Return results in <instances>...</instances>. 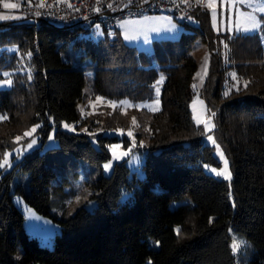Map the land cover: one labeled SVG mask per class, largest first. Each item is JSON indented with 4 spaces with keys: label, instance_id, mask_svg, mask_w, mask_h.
<instances>
[{
    "label": "trees",
    "instance_id": "obj_1",
    "mask_svg": "<svg viewBox=\"0 0 264 264\" xmlns=\"http://www.w3.org/2000/svg\"><path fill=\"white\" fill-rule=\"evenodd\" d=\"M195 14L200 27L182 22L179 38L154 40L151 51L118 28L94 39L93 27L27 15L0 22V80L12 79L0 88V264H264V20L259 31L232 34L215 31L207 4ZM201 37L210 59L202 94L230 180L206 170L222 161L193 118ZM230 71L245 84L226 93ZM96 96L160 98L158 110L137 111L147 128L136 133L143 176L126 159L104 173L109 146L131 140L106 133L121 118L82 131L95 123L80 104ZM37 125L41 145L5 171L17 137ZM52 132L57 145L46 147ZM17 198L60 226L52 247L29 234ZM234 237L244 242L236 252Z\"/></svg>",
    "mask_w": 264,
    "mask_h": 264
},
{
    "label": "rangeland",
    "instance_id": "obj_2",
    "mask_svg": "<svg viewBox=\"0 0 264 264\" xmlns=\"http://www.w3.org/2000/svg\"><path fill=\"white\" fill-rule=\"evenodd\" d=\"M5 3L19 4L24 2L23 0H4ZM256 0H208L207 7L210 11L212 26L216 32H230L234 33H254L259 31L261 28V16L264 13L255 12L259 26L255 29L245 31V29H250V24L244 19L247 14L253 13V7L250 4L255 3ZM212 5L209 7L208 5ZM23 14L18 13L12 8H7L5 10H0V22L8 19H18L23 17ZM115 28H118L124 41L129 45H134L141 50L151 51L153 49L154 40L158 39H177L181 36L182 32L187 30L188 27L180 20L178 16L173 13L168 12H154L143 16L134 18H125L117 22ZM104 34V27L100 24L93 26L90 36L94 39H99ZM205 40L201 37L198 40V45L195 50H193L194 56L197 58L199 65L197 67L194 80L192 82V87L195 91V95L191 101V108L193 111L194 121L200 125L205 131V137L209 144L214 148V153L222 161L220 167L213 165H206V170L219 177L225 179L224 175H216L211 169H215L217 172H224L225 170V157H221V152L223 153L221 147L216 141L214 135V112L210 111L207 102L202 94V89L208 75L209 70V53L205 48ZM8 49L14 51L18 47L15 45L7 47ZM4 48L0 47V52ZM27 66V61H24ZM25 67V68H26ZM26 68V69H27ZM6 74V73H5ZM93 71L89 73L93 76ZM11 81V83H6V81ZM162 80V79H161ZM160 82V81H159ZM12 79L6 77L0 80V88H6L11 86ZM245 82L237 75L235 71H230L227 76V82L225 83V92L230 93L233 90H238L243 86ZM160 86H158V94L160 93ZM161 107L160 98L152 101H140L133 102L130 99L122 100H110L103 96H96L88 99L86 102L80 104V110L83 120H93L94 125H92V130H88V126L82 127V131L99 132L103 130V125L108 123L109 120L115 119V122H119L120 118L124 119L125 124L122 127H117L113 130L106 131L109 135H118L123 138L128 137L131 140V145L129 148L123 146V141L112 143L109 146L112 157L109 161L104 163L103 170L106 175L112 172L114 164L116 162L127 160L133 172L138 173L143 176L142 164L145 160V154L141 153L140 150L136 148L138 131H144L147 128L140 123L137 116L138 110L148 109L150 111L158 110ZM119 111V114L114 111ZM115 113V114H114ZM116 115V116H115ZM135 118V123L133 122ZM67 125V127H66ZM39 125L33 126L26 132L30 135L25 136L20 135L19 140L17 139V146L15 149L10 150L6 153L8 164L2 163V168L6 171L12 168L13 156L15 155L17 160L21 159L26 153L31 152L35 148L41 145L40 136L37 134ZM63 128L69 131H76V126L74 124L64 123ZM35 129V131H32ZM95 129V130H94ZM94 130V131H93ZM17 137V138H18ZM212 137V140L209 139ZM35 140V144L31 147L28 145ZM213 140L215 143H213ZM145 143V140H143ZM143 143V144H144ZM57 145V140L55 139L54 132H52L46 142V147H52ZM5 159V158H4ZM106 164H110L109 168H105ZM227 172L231 174L232 172L229 168L227 162ZM228 179V180H230ZM17 204L20 206L25 214V226L30 235L35 236L39 239L41 244L45 246L52 247L55 242L56 235L60 233V226L53 222L50 218L39 214L31 205L26 203L22 198L16 199Z\"/></svg>",
    "mask_w": 264,
    "mask_h": 264
},
{
    "label": "built area",
    "instance_id": "obj_3",
    "mask_svg": "<svg viewBox=\"0 0 264 264\" xmlns=\"http://www.w3.org/2000/svg\"><path fill=\"white\" fill-rule=\"evenodd\" d=\"M208 0H30L12 8L32 17L37 23L47 20L58 25H82L85 28L100 24L115 28L118 21L154 12L173 13L187 25L200 27L195 14ZM0 0V10H5ZM111 5V7H109Z\"/></svg>",
    "mask_w": 264,
    "mask_h": 264
},
{
    "label": "snow or ice",
    "instance_id": "obj_4",
    "mask_svg": "<svg viewBox=\"0 0 264 264\" xmlns=\"http://www.w3.org/2000/svg\"><path fill=\"white\" fill-rule=\"evenodd\" d=\"M209 7H212V5H208ZM251 7H253V13H250V14H247L246 16H244V19L247 23L250 24V29H245V31H248V30H252V29H255L259 26V21L256 17V15L254 14L255 12H261V13H264V0H256L255 3L253 4H250ZM4 8H16L17 5L16 4H12V3H5L3 5ZM109 7H111V5H109ZM262 20H264V17H261ZM7 75V73L5 74ZM6 83H11V81H6ZM157 91H159L157 89ZM0 119H6V117L4 116H0ZM133 122L135 123V118H133ZM67 127V125H66ZM32 131H35V129H32ZM25 136H28L30 135L29 132H25L24 133ZM19 140V137L17 138ZM210 140H212V137H209ZM213 143H215V141L213 140ZM33 144H35V140H32V142L28 145V147H31ZM221 157L223 158V153L221 152ZM4 164H8V159H7V155L5 156V159H4ZM111 165L110 164H106L105 165V168H109ZM212 172H214L216 175H224L225 176V179H230L231 177V174L229 172H227V160L225 159V170L224 172H217L215 169H211ZM177 232L179 233V230H177ZM244 243L243 241H238L235 237L233 238V243H232V250L233 252H236L240 245Z\"/></svg>",
    "mask_w": 264,
    "mask_h": 264
},
{
    "label": "crops",
    "instance_id": "obj_5",
    "mask_svg": "<svg viewBox=\"0 0 264 264\" xmlns=\"http://www.w3.org/2000/svg\"><path fill=\"white\" fill-rule=\"evenodd\" d=\"M208 3V2H207Z\"/></svg>",
    "mask_w": 264,
    "mask_h": 264
}]
</instances>
